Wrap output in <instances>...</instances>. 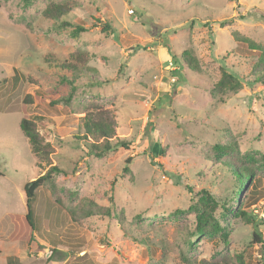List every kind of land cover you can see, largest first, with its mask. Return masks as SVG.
I'll return each instance as SVG.
<instances>
[{"label": "rangeland", "instance_id": "1", "mask_svg": "<svg viewBox=\"0 0 264 264\" xmlns=\"http://www.w3.org/2000/svg\"><path fill=\"white\" fill-rule=\"evenodd\" d=\"M67 1L77 5L63 20L44 17ZM236 33L264 51V0H1L0 264H264L255 226L236 215L264 219V64L238 52ZM186 50L199 71L182 61ZM71 62L82 70L63 68ZM15 71L27 78L17 86ZM94 107L117 123L103 158L79 139ZM36 115L62 172L37 192L32 230L24 188L48 164L20 122ZM225 165L256 169L246 206ZM203 191L218 203L226 240L195 234ZM86 199L113 216L73 222L69 211Z\"/></svg>", "mask_w": 264, "mask_h": 264}, {"label": "trees", "instance_id": "2", "mask_svg": "<svg viewBox=\"0 0 264 264\" xmlns=\"http://www.w3.org/2000/svg\"><path fill=\"white\" fill-rule=\"evenodd\" d=\"M77 5L75 1H67L63 3H51L49 4L43 12V15L48 20L59 21L63 20L65 16H67L71 12L72 6ZM1 7V0H0ZM70 23L67 21H62L61 27L65 28L69 26ZM110 26L108 24L105 25L104 31H108ZM86 29L83 26H78L76 28V33L79 34L81 32H85ZM236 41L238 43L237 50L238 52H243L244 47L247 48L249 52L257 53L259 57V62L264 64V51L262 48L256 44L253 40L248 37L240 36L239 34H235ZM242 49V50H241ZM246 52V51H245ZM77 61L80 63H84L82 55L77 54L75 56ZM182 61L184 64L193 71H199L200 66L197 60V57L193 53L192 50H186L182 54ZM64 63L63 68L68 69L69 71H80L82 70L81 65L78 63ZM176 64L177 61L175 60ZM85 66V65H84ZM260 78H262L260 76ZM12 80L14 81V85L17 86L20 81L27 80L26 77H23L22 74L18 71H15ZM34 103V96L28 94L23 99V104L25 106L31 105ZM45 118L42 116H33L30 118H22L20 122V128L23 131L25 137L27 138L32 153L40 159L42 162H47L48 168L45 170V174L39 176L35 180L29 182L25 185L24 191L26 196V206H27V214L25 219L28 225L34 230V216L35 210L34 205L37 200L38 194L37 192L43 188H45L48 182H51L54 179L55 175L60 174L62 171L57 166H54L50 160L53 155V147L50 141L45 137V135L41 131V126H45L44 123ZM116 128L117 123L114 117L107 110H102L100 108L94 107L91 111L86 112L84 116V133L82 137L79 139L84 140L86 144V148L88 152L94 155L97 158H103L108 155L113 146L111 141L116 137ZM125 148L126 142L121 143ZM227 148L216 145L214 150L225 152ZM131 163V159L127 160V164ZM226 170L232 173V178L234 180L235 185L237 186V192L234 196H241V202L244 206H246L251 194L256 189L257 185L260 184L261 179L256 177V169L254 167L241 166L240 169H234L233 165H225ZM124 173L130 174V167L124 168ZM204 195L199 198L198 204L202 207V213H199L196 216L197 224H196V235L198 237H202L208 234L218 233L221 235V238L226 240L228 237V229L223 227L219 220L214 217L216 209L218 207V203L214 200V198L207 192L203 191ZM235 197V198H236ZM198 208L196 204L190 206V209ZM184 211L176 210L173 214H180ZM69 215L71 220L75 223H81L82 220L90 218L92 216H106L112 217V213L109 207H104L96 204L90 199H86L82 204L78 205V207L71 209L69 211ZM238 217L244 218L248 223L253 224L255 226V231L253 234V243L259 244L262 253H264V239L262 237V229L264 228V219L260 218L257 220L256 215L248 212L246 209H242L238 211L236 214ZM238 259L243 261V255L237 256ZM183 260L187 263L189 260L183 258ZM196 264H230L231 261L226 258L223 261L212 260H202L200 262H195ZM10 264V263H9Z\"/></svg>", "mask_w": 264, "mask_h": 264}, {"label": "crops", "instance_id": "3", "mask_svg": "<svg viewBox=\"0 0 264 264\" xmlns=\"http://www.w3.org/2000/svg\"><path fill=\"white\" fill-rule=\"evenodd\" d=\"M26 214H27V213H26ZM26 214H24V215H26ZM24 215L20 216V215L16 214V215H15V218H16V219H18V218H22V219H23ZM11 216H13V215H11ZM11 216H9V217H11ZM11 221L14 223L13 219H11ZM30 243H31V242H30Z\"/></svg>", "mask_w": 264, "mask_h": 264}, {"label": "built area", "instance_id": "4", "mask_svg": "<svg viewBox=\"0 0 264 264\" xmlns=\"http://www.w3.org/2000/svg\"><path fill=\"white\" fill-rule=\"evenodd\" d=\"M132 12V11H131Z\"/></svg>", "mask_w": 264, "mask_h": 264}]
</instances>
